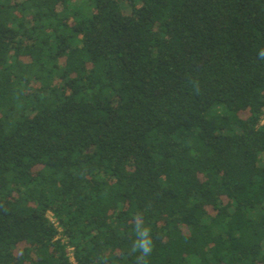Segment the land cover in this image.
Returning a JSON list of instances; mask_svg holds the SVG:
<instances>
[{"label": "trees", "instance_id": "1", "mask_svg": "<svg viewBox=\"0 0 264 264\" xmlns=\"http://www.w3.org/2000/svg\"><path fill=\"white\" fill-rule=\"evenodd\" d=\"M261 50L264 0H0V264H264Z\"/></svg>", "mask_w": 264, "mask_h": 264}, {"label": "clouds", "instance_id": "2", "mask_svg": "<svg viewBox=\"0 0 264 264\" xmlns=\"http://www.w3.org/2000/svg\"><path fill=\"white\" fill-rule=\"evenodd\" d=\"M259 57L264 58V50L259 52ZM136 240L133 243L132 251L140 252L137 257V264H146L145 258L149 256L153 250V242L151 237V229L144 226L142 220H137L135 223Z\"/></svg>", "mask_w": 264, "mask_h": 264}, {"label": "rangeland", "instance_id": "3", "mask_svg": "<svg viewBox=\"0 0 264 264\" xmlns=\"http://www.w3.org/2000/svg\"><path fill=\"white\" fill-rule=\"evenodd\" d=\"M48 218L52 221V218H51V215L50 214H48ZM70 254V253H69Z\"/></svg>", "mask_w": 264, "mask_h": 264}]
</instances>
